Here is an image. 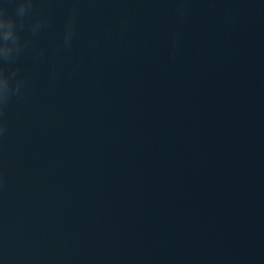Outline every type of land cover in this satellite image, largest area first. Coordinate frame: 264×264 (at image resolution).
Here are the masks:
<instances>
[{"label": "water", "instance_id": "water-1", "mask_svg": "<svg viewBox=\"0 0 264 264\" xmlns=\"http://www.w3.org/2000/svg\"><path fill=\"white\" fill-rule=\"evenodd\" d=\"M20 36L0 264H264V0H33Z\"/></svg>", "mask_w": 264, "mask_h": 264}, {"label": "clouds", "instance_id": "clouds-1", "mask_svg": "<svg viewBox=\"0 0 264 264\" xmlns=\"http://www.w3.org/2000/svg\"><path fill=\"white\" fill-rule=\"evenodd\" d=\"M33 0H17L15 8V19L8 14V10L0 6V114L9 102L12 95L19 93L22 81L12 84V79L17 72L7 73L4 64L12 63L28 45L29 41L22 42L20 30L24 27L25 16L32 10ZM41 27V22L37 21L32 27V35L35 36ZM73 35L71 21L66 27L65 45L70 46Z\"/></svg>", "mask_w": 264, "mask_h": 264}]
</instances>
